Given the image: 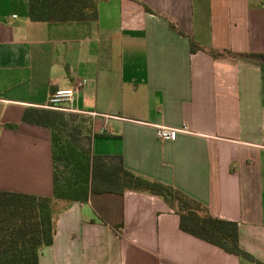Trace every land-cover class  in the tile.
<instances>
[{"label":"crops","instance_id":"0c3cea01","mask_svg":"<svg viewBox=\"0 0 264 264\" xmlns=\"http://www.w3.org/2000/svg\"><path fill=\"white\" fill-rule=\"evenodd\" d=\"M211 49L264 52V0H99L96 20L71 22L0 0V189L53 196L51 131L23 114L85 79L67 106L92 117L93 152L236 221L259 261L183 231L161 197L126 191L57 202L39 264H264V77ZM158 126L189 131L163 140Z\"/></svg>","mask_w":264,"mask_h":264},{"label":"trees","instance_id":"16d2710c","mask_svg":"<svg viewBox=\"0 0 264 264\" xmlns=\"http://www.w3.org/2000/svg\"><path fill=\"white\" fill-rule=\"evenodd\" d=\"M98 3L99 0H29V17L34 22L96 20ZM196 50L192 43V51ZM210 54L215 58L228 55L255 60L264 77V52L244 54L211 49ZM22 120L51 131L54 193L41 196L0 189V264H39L40 249L54 242L57 202H86L94 193L126 191L161 197L179 214L183 231L259 263L241 246L236 221L212 215L206 205L174 186L137 174L124 165L120 155L94 153L91 143L99 133L93 132L90 115L27 107ZM84 130L87 145L82 141L78 144L74 138Z\"/></svg>","mask_w":264,"mask_h":264},{"label":"built area","instance_id":"2783aa9c","mask_svg":"<svg viewBox=\"0 0 264 264\" xmlns=\"http://www.w3.org/2000/svg\"><path fill=\"white\" fill-rule=\"evenodd\" d=\"M85 82V79H77L71 87L56 90L51 94L49 103L46 107L73 111L67 105L73 103L76 93L83 88ZM187 131L189 130L186 126H183L182 128L158 126L156 133L157 136L163 140H173L180 132Z\"/></svg>","mask_w":264,"mask_h":264},{"label":"rangeland","instance_id":"374dc122","mask_svg":"<svg viewBox=\"0 0 264 264\" xmlns=\"http://www.w3.org/2000/svg\"><path fill=\"white\" fill-rule=\"evenodd\" d=\"M92 122H93V119H92ZM93 129H94V123H93ZM93 132H95V131H93ZM86 134H87V132L84 130L83 131V133H81L80 134V136L79 135H77L76 137H74L75 139H76V141L78 142V144L80 143V141H82V143L85 145H87L88 143L86 142V141H84V139L86 138ZM64 165L62 164L61 165V170L63 171L64 170V167H63Z\"/></svg>","mask_w":264,"mask_h":264}]
</instances>
